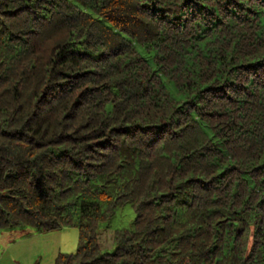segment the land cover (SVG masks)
<instances>
[{"label": "trees", "instance_id": "obj_1", "mask_svg": "<svg viewBox=\"0 0 264 264\" xmlns=\"http://www.w3.org/2000/svg\"><path fill=\"white\" fill-rule=\"evenodd\" d=\"M63 227L54 264H264V0H0V232Z\"/></svg>", "mask_w": 264, "mask_h": 264}, {"label": "rangeland", "instance_id": "obj_2", "mask_svg": "<svg viewBox=\"0 0 264 264\" xmlns=\"http://www.w3.org/2000/svg\"><path fill=\"white\" fill-rule=\"evenodd\" d=\"M135 212L130 204L117 209L106 222L101 223L98 240L102 251L111 252L116 229H131ZM78 229L63 227L37 232L30 228L5 229L0 232V264H54L59 252L71 253L77 249Z\"/></svg>", "mask_w": 264, "mask_h": 264}]
</instances>
